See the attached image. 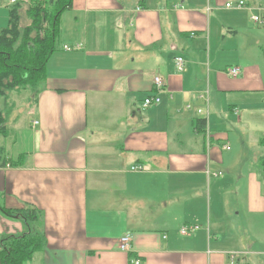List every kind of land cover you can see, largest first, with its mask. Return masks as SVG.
<instances>
[{
    "label": "crops",
    "instance_id": "obj_1",
    "mask_svg": "<svg viewBox=\"0 0 264 264\" xmlns=\"http://www.w3.org/2000/svg\"><path fill=\"white\" fill-rule=\"evenodd\" d=\"M71 1L44 79L0 95V264L22 235L24 264H264V0Z\"/></svg>",
    "mask_w": 264,
    "mask_h": 264
},
{
    "label": "trees",
    "instance_id": "obj_2",
    "mask_svg": "<svg viewBox=\"0 0 264 264\" xmlns=\"http://www.w3.org/2000/svg\"><path fill=\"white\" fill-rule=\"evenodd\" d=\"M71 0H16L10 7L9 26L0 30V95L14 88L37 87L45 77L48 59L56 50L61 13ZM26 6L29 23L21 26L20 11ZM264 166V157L261 160ZM4 264H24L39 242L28 235L8 237Z\"/></svg>",
    "mask_w": 264,
    "mask_h": 264
},
{
    "label": "built area",
    "instance_id": "obj_3",
    "mask_svg": "<svg viewBox=\"0 0 264 264\" xmlns=\"http://www.w3.org/2000/svg\"><path fill=\"white\" fill-rule=\"evenodd\" d=\"M12 3H15L16 0H12L11 1ZM245 5V2L243 0H239L237 2H234V1H229L226 3V6L229 7V8H237V7H242ZM253 19L257 22H264L263 19L259 18L258 15L254 16ZM77 46H69V45H66L65 46V49L69 50V49H72V48H75ZM176 63H177V66L179 69H182L183 68V65H184V59L183 57H177L176 59ZM229 72L231 74H238L239 73V68L237 67H231L229 69ZM154 83L156 84V87L159 91H161V89L163 88L164 86V81L163 79L160 77V76H156L155 79H154ZM161 101V97L160 95H154V96H148L144 99V105H151V104H154V103H158ZM36 123L38 121H35ZM195 228V226L193 227H190V226H185L183 227L182 229V232L183 233H187L188 231H190L191 229ZM134 241V235L131 234V233H126L124 235H122L119 239V247L122 251H125L126 253H131V250H132V243ZM140 259H135L133 260V262H135L136 264H139L140 263Z\"/></svg>",
    "mask_w": 264,
    "mask_h": 264
},
{
    "label": "rangeland",
    "instance_id": "obj_4",
    "mask_svg": "<svg viewBox=\"0 0 264 264\" xmlns=\"http://www.w3.org/2000/svg\"><path fill=\"white\" fill-rule=\"evenodd\" d=\"M26 9L23 8L21 11H20V14L21 12L25 11ZM28 22L27 19H25V17H23L22 19V24H26ZM58 39H57V45H58ZM16 93H21V95L18 96V94L14 93L16 95V97H18L17 99L13 98L14 95L11 96V98H9L8 102H9V105H12V104H15L16 106V110L15 112H26V110L28 109V107L30 106V103L33 102L34 100V94H32V92L29 90H18V91H15ZM22 126H24V119L22 120V123H21ZM261 263L262 262V258L260 259Z\"/></svg>",
    "mask_w": 264,
    "mask_h": 264
}]
</instances>
